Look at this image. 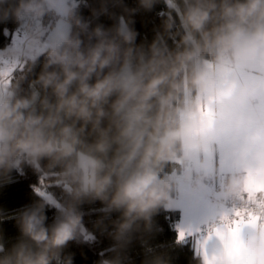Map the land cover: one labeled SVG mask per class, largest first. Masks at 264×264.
I'll list each match as a JSON object with an SVG mask.
<instances>
[{
  "label": "clouds",
  "instance_id": "1",
  "mask_svg": "<svg viewBox=\"0 0 264 264\" xmlns=\"http://www.w3.org/2000/svg\"><path fill=\"white\" fill-rule=\"evenodd\" d=\"M161 2V29L137 44L131 20L92 27L77 0H0V22L13 19L19 32L0 51V181L24 167L45 181L17 215L19 240L6 249L0 238V264H73L63 250L86 232L81 206L96 201L101 232L118 214L108 233L115 255L99 264H123L161 210L181 194L199 200L213 183L208 258L264 264V0H138L146 11ZM107 13V0L92 10ZM48 14L51 29L41 23ZM49 206L58 216L46 225ZM236 212L256 220L233 241Z\"/></svg>",
  "mask_w": 264,
  "mask_h": 264
},
{
  "label": "trees",
  "instance_id": "2",
  "mask_svg": "<svg viewBox=\"0 0 264 264\" xmlns=\"http://www.w3.org/2000/svg\"><path fill=\"white\" fill-rule=\"evenodd\" d=\"M129 9H136L135 13H125L121 7L115 6L113 0H107L108 13L93 16L92 10L99 9L101 0H77L78 14L89 21L92 27L97 24L105 28L113 27L123 20H131V26L138 32L137 44H150L156 32L161 29L162 19L168 11L164 3L154 5L152 10L146 11L139 7L138 0H122ZM54 14L46 15L41 23L44 27L51 29L56 23ZM7 30V32L5 31ZM18 25L13 19L7 22H0V50L9 47L13 40ZM171 45L173 41L169 39ZM44 56L41 55L33 65V71L29 79H35L41 70ZM26 70V66H25ZM22 87L29 88L26 81ZM40 177L31 168L24 167L22 170H14L8 181H0V238L6 249H10L20 238V231L17 226V215L26 207L31 206L38 197L33 192V186L38 185ZM52 181L47 184L52 185ZM58 201L65 199L62 190L56 186L49 187ZM103 205L96 201L85 203L81 206L83 213V225L86 232L77 240L69 242L63 250L62 256L71 255L73 264H99L102 259L112 258L114 241L108 233L112 230L110 220L116 219V213L105 218L107 228L101 232L95 227V222L104 217L101 209ZM47 220L46 225H51L58 216L55 206L45 209ZM180 213L177 210L161 212L154 217V227L150 233H137L132 241L122 251L123 264H151L159 257L166 264H199V256L194 250L192 240L189 242H178V222ZM90 234V235H89Z\"/></svg>",
  "mask_w": 264,
  "mask_h": 264
},
{
  "label": "crops",
  "instance_id": "3",
  "mask_svg": "<svg viewBox=\"0 0 264 264\" xmlns=\"http://www.w3.org/2000/svg\"><path fill=\"white\" fill-rule=\"evenodd\" d=\"M215 187V184H210L208 192L195 202H190L182 194L177 196V206L172 210H177L180 213L178 233L179 229H184L185 231L191 230L194 236H196L201 228L205 227L210 222H214L215 206L213 193L215 192ZM189 237L192 238L191 240L196 252L194 237Z\"/></svg>",
  "mask_w": 264,
  "mask_h": 264
},
{
  "label": "snow or ice",
  "instance_id": "4",
  "mask_svg": "<svg viewBox=\"0 0 264 264\" xmlns=\"http://www.w3.org/2000/svg\"><path fill=\"white\" fill-rule=\"evenodd\" d=\"M40 183L41 185H44L45 181L41 180ZM46 186L51 187L52 185L47 184ZM236 216L238 217V219L231 221L227 229L228 234L232 237L233 241L236 240V238L242 231L243 226L250 224V223H254L256 220V218L253 217L250 213L248 214L247 219H245L244 215H242L240 212H236ZM216 234L223 235L219 230H217ZM186 236L194 237L197 255L204 256V264H212V261L208 258V249H207L204 235L194 236V233L191 230L185 231L184 229H179L178 242L183 241Z\"/></svg>",
  "mask_w": 264,
  "mask_h": 264
},
{
  "label": "built area",
  "instance_id": "5",
  "mask_svg": "<svg viewBox=\"0 0 264 264\" xmlns=\"http://www.w3.org/2000/svg\"><path fill=\"white\" fill-rule=\"evenodd\" d=\"M214 184V183H213ZM213 222H210L208 223L205 227L201 228L200 231L196 234V236H200V235H203L207 228L209 227V225H211ZM192 238H190L189 236H186L185 239H184V242H189L191 241Z\"/></svg>",
  "mask_w": 264,
  "mask_h": 264
},
{
  "label": "rangeland",
  "instance_id": "6",
  "mask_svg": "<svg viewBox=\"0 0 264 264\" xmlns=\"http://www.w3.org/2000/svg\"><path fill=\"white\" fill-rule=\"evenodd\" d=\"M19 36V32H18V30L14 33V35L12 36L13 37V40H12V43H11V45L9 46V47H7L6 49H9V48H11L13 45H14V42H15V40L17 39V37ZM5 49V50H6ZM0 51H4V50H0Z\"/></svg>",
  "mask_w": 264,
  "mask_h": 264
}]
</instances>
